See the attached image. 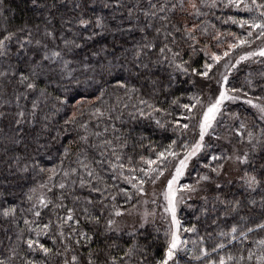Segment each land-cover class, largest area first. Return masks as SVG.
<instances>
[{"label": "snow or ice", "instance_id": "snow-or-ice-1", "mask_svg": "<svg viewBox=\"0 0 264 264\" xmlns=\"http://www.w3.org/2000/svg\"><path fill=\"white\" fill-rule=\"evenodd\" d=\"M86 2L94 4L95 0ZM33 3L47 8L48 14L38 23L12 27L10 18L4 15L5 0H0V17H3V23H0V65H7L0 67V121L8 120L7 131L0 126V148L5 157L3 162L9 170L15 168L21 174L31 172L34 178L44 177L25 193L29 205L27 208L9 205L0 213L5 221L16 226V243L8 246L10 254L0 258V264H49L53 257H63L61 264H182V252L190 254L192 259L202 261L203 264H247L253 259L257 264H264V238L253 241L251 235L258 231L264 232V104L254 103L253 98L246 101L259 112V131H255L254 127L249 128L242 121L239 127H232L228 135L218 132V127L223 125L225 101L240 99L229 92H243L242 88L227 87L226 74H222L221 80L217 81L220 84L218 96L210 99L206 106L198 95L190 97L195 103L182 105L187 110L184 119L188 122L181 124L179 120L173 119L162 123L161 120H156V124L165 130L166 125L170 124L172 131L179 132L181 137L184 130L189 129L192 121L196 120L197 139L194 142L183 140L179 145L177 140H171L168 147L157 153L155 159H147L148 167L137 168L132 162V156H127L125 162V156L116 151L117 145L111 139L91 142L86 123L80 124L85 129V134L79 136V140L88 145V148H80L74 153L71 146L64 147L59 163L52 168L46 167L40 159L42 155L49 153L52 142L59 139V131H64L61 128L56 137L51 135L54 118L68 104L69 99L74 98L70 96L74 88L78 89L82 84L87 87L97 85L99 95L96 100H101L107 92L103 85L111 86L110 81L104 79L107 76L114 78L115 87L124 89L126 94L138 92L137 86L128 78L118 75L120 71H127L137 79L148 80L154 91L170 89L176 70L185 75L211 79L209 73L213 63L205 62L203 71L192 65V58L196 53L203 51L208 55L207 44L203 48H197L202 43L200 36L208 33V28L202 27L206 22L200 19L208 15L205 9L210 11L223 5L237 9L243 7L249 13L257 11L258 17L229 19L238 23L241 28L247 25V37L253 35L252 29H259L257 38H260L264 37V0H250V3L245 0H226V3L225 0H146V7L142 0H135L130 6L125 0H112L114 10H124L121 19L117 20L115 15L111 17V20L117 21L115 24L106 22L103 16H86L81 12L74 17L62 15L59 27L54 23L55 16L52 12L57 8L56 0H52L50 5L47 0H33ZM109 6L107 2L104 4V7ZM74 7L79 9L82 5L75 3ZM178 12L182 14L181 19L176 18ZM133 32H139L140 39L132 49L120 44L121 52L117 54L114 42L111 53L107 47L92 53L99 57L100 52H104L106 56L111 55L112 59H105L102 63L98 60L93 65L79 54L78 50L85 49L88 42L97 36ZM232 35L235 36V33ZM214 38L218 39V35ZM236 40L237 43L230 44V48L249 43L246 37H236ZM184 46L188 50V59H184ZM129 51L132 53L131 60L127 56ZM223 55L227 56L228 53ZM253 55L254 52H247L236 63ZM259 55L264 56V48L259 50ZM220 59L221 56L216 52L211 53L213 62ZM163 65L173 69L167 73L166 80L161 73ZM224 67L227 69L229 64L226 63ZM192 83L195 84V80ZM248 84L253 88L259 87L264 93V83L257 85L249 80ZM53 85L60 95L53 96L49 92ZM49 99L55 103L50 106L49 111L39 115L42 104L49 107ZM255 99H264V96H257ZM28 101L30 107L25 103ZM76 103L83 107L82 101L77 100ZM139 103L153 111H167L156 108L144 99ZM198 104L202 105L199 113L194 111ZM11 105L15 106V110L9 112ZM136 110L141 116L145 115L143 108ZM95 112L103 115L100 108H95ZM218 116L221 117L220 120L217 119ZM76 122L77 111H72L71 116L64 120V125H75ZM113 128L115 129L114 125ZM104 131L107 132V128ZM232 133L237 137L235 143L231 138ZM93 134L101 136L99 132ZM220 140H226L231 148L225 150L221 147L220 151H216L213 142ZM118 147H127V141H122ZM88 149H95L96 152L89 156ZM72 155L76 156L75 161L65 167V160ZM139 159L144 161L145 157L140 156ZM194 160L206 171L199 174L195 183L180 184V178L186 174ZM72 163L76 166L73 167ZM169 165L174 171L167 178L163 195L167 202L164 211L171 215V227L165 232L166 246L163 248V255H152L149 258V247L139 237L142 235L141 230L147 229L149 217L153 213L145 210L131 227L123 224V218L130 216L132 209L141 201L148 203L145 199L148 195L145 185L156 184ZM138 172L143 175H137ZM57 177L60 179L57 180ZM121 179L131 185L132 191L113 183ZM233 180H238L243 189L239 195L224 191ZM257 192L260 193L259 200L253 196ZM193 195H200L206 202L211 196L213 211H216V203L222 206V211L217 214L213 223H217L221 215L226 221H231L227 231L219 232L225 240L216 243L211 249H188V241L181 238L178 206ZM121 198L124 205L131 207L121 205ZM134 199H137V204L132 203ZM68 200L71 201V206L66 203ZM18 211L24 214L19 219ZM208 211L207 207L202 209L205 215ZM45 213L46 220L42 219ZM19 220L23 221L25 228L19 227ZM82 221L90 225V228L85 229ZM183 231L194 232L196 225L186 227ZM125 234L129 240L121 247L118 241ZM207 235L210 237L212 233ZM41 237L51 239L53 246H47L41 241ZM7 239L11 241L12 237ZM199 239L204 241L203 236ZM233 242H239L244 248L235 254H219ZM246 242L254 244L255 250ZM81 248L87 249L86 256L80 251ZM113 248L120 249L121 254H113ZM36 253H40L41 258H36ZM68 253H71L70 259ZM211 253H217L218 259L213 258Z\"/></svg>", "mask_w": 264, "mask_h": 264}, {"label": "trees", "instance_id": "trees-1", "mask_svg": "<svg viewBox=\"0 0 264 264\" xmlns=\"http://www.w3.org/2000/svg\"><path fill=\"white\" fill-rule=\"evenodd\" d=\"M106 2L110 4L109 7H104ZM134 2L135 0H125V3L129 6ZM245 2L250 3V0H245ZM47 3L50 5L52 0H47ZM75 3H80L82 8H75ZM56 4L57 8L53 9L52 12L55 16L54 23L57 27H59L60 17L62 15L65 17H74L83 12L86 16H103L106 18V22L115 24L117 21L111 20V17L115 15L117 20H119L121 19V13L124 12L123 9L114 10L112 0H95L94 4H88L86 0H56ZM142 4L146 7V0H142ZM3 8L6 10L4 15L10 18V25L12 27L21 26L26 23H38L48 14L47 8H42L38 4H34L33 0H5ZM205 11L208 12V15L200 19L206 22L202 27L206 26L208 28V33L200 36L202 43L198 44L197 48H203L204 45L207 44L208 55H205L203 51L196 53L192 58V65L200 71H203L205 62L213 63V68L209 73V76L212 77L211 79L201 76L185 75L179 70H176L175 79L170 89H156L154 91L148 80L142 78L137 79L131 76L127 71H120L118 75L122 78H128L132 84L137 86L139 89L138 92L126 94L124 89L115 87L116 82L114 78H109L107 76H105L104 79H108L111 86L103 85L107 88V92L101 100H96V96L99 95V92L96 91L97 85L87 87L82 84L78 89L74 88L70 93V96L74 98H70L68 104L62 108L59 114L54 118L51 135L56 137L58 130L61 128H64V131H59V139L52 142L49 153L40 157L44 165L48 168L55 167L63 155L64 147L71 146L74 153L80 148H88V145L83 144L79 140V136L85 134V129L81 128L80 124L86 123L88 125L87 134L91 142L98 143L103 139H111L114 141V144L117 145L116 151L125 156V162H127V156H132V162L137 168L141 166L148 167L146 163L147 159H155L157 153L168 147L171 140H177V145H179L183 140L194 142V140L197 139L198 128L196 127V120L192 121L189 129L184 130V135L182 137L179 132L174 133L172 131V126L170 124L166 125L165 130V128H161L156 124V120L159 119L162 123L172 121L173 119L179 120L181 124L188 122L184 119V116L187 115V110L184 109L182 105L185 103H195L190 97L198 95L203 100L204 106H206L210 99H215V97L218 96L220 84H218L217 81L221 80L222 74L228 75L227 87L229 89L231 87H236L237 89L242 88L243 92H230L232 95L239 96L240 99L228 102L225 105L224 116L222 117L223 125L218 127V132L222 135H228L230 129L232 127H239L242 121L245 122L249 128L254 127L255 131H259L261 125L259 113L256 108L249 105L246 101L248 98H253L254 103L264 104V99H255L257 96H264V93L261 92L259 87L253 88L248 84L249 80L257 85L264 83V56L258 53L261 48H264V37L257 38L259 29H252L253 35L247 37V32L249 30L248 26L245 25L244 28H241L238 23H233L232 20L229 19V17H236L237 20L250 19L252 16L258 17V12L253 11L249 13L243 9V7L237 9L235 7H225L223 5L210 11L205 9ZM181 17L182 14L178 12L176 18L181 19ZM0 23H3V17H0ZM213 25L214 27H212ZM233 33H235V36L232 35ZM68 35H71V33H68ZM217 35L218 39L214 38L217 37ZM236 37H246L249 43L242 45L238 44L237 47L230 48V44L237 43ZM139 39V32H133L131 34L117 33L115 35L105 33L102 36L95 37L92 41L88 42L85 49L78 51L81 57H86L88 61L95 65L98 60L102 63L105 59H112V56H106L104 52H100V56L96 57L92 54L94 51H99L102 47H107L108 52L111 53L113 51V43L115 42V51L117 54H120V44H123L126 48L132 49L134 43ZM184 47V59H188V50L186 46ZM212 52H216L221 56L218 62H213L211 60ZM225 52L228 53L227 56L223 55ZM247 52H254L255 55L247 57V59L241 60L239 64H237L236 61L239 60L240 56ZM127 56L128 59L131 60V51L127 53ZM226 63L229 64L227 69L224 67ZM233 65L235 66L233 67ZM0 67H7V65H0ZM77 67H79V65H77ZM172 71L173 69L168 68L166 65L161 67V73L165 80L167 79V73ZM81 79H83V77H81ZM97 80H100V77H97ZM193 80H195V84L192 83ZM49 92H51L53 96L60 95V92L55 91V85L49 88ZM245 93H247V95H245ZM9 98H11V96H9ZM141 99L146 100L149 104H153L156 108L166 109L167 111H153L146 105H141L139 103ZM77 100L83 102V107L77 105ZM174 100L177 102L173 103ZM25 103L30 107V101ZM53 103H55V101L49 99V107H44L42 104V111L39 115H43L44 112L49 111ZM125 105H127V107H125ZM95 108H100L103 115L101 116L99 113H96ZM137 108H143L145 115L141 116L136 110ZM14 110V105L9 106V112ZM201 110L202 105L198 104L194 111L199 113ZM72 111H77V122L75 125L65 126L64 120L71 116ZM109 117H111V119ZM220 119L221 117H218V120ZM7 124L8 120L0 121V126H3L5 131H7ZM105 128H107V132L104 131ZM95 132L101 133V136L96 137L93 134ZM116 137H120L121 139L117 140ZM178 137H180V139H177ZM231 138L233 143H235L237 139L235 133H232ZM124 140L127 141V147H118ZM221 147L225 150L231 148L226 140L213 142V148L216 151H220ZM238 147L242 146L238 145ZM95 152V149H88L89 156ZM140 156H144L145 160L141 161L139 159ZM109 158L114 159V157ZM4 159L3 150L0 148V213H2L3 208L9 205H15L17 208L22 205L27 208L29 205L26 201L25 193L28 192L30 187L44 178L42 176H35L34 178V174L31 172L21 174L17 172L15 168L9 170L7 164L3 162ZM75 159V155L70 156L64 162L65 167H67L70 162H74ZM72 166L75 167V163H72ZM152 167H156V165H152ZM172 171H174V169L169 165L168 170L164 172V175L161 176L156 184L147 183L145 188L148 195L145 199L148 200V203L144 204L141 201L137 204V199H140L137 197V199L132 201L133 204H137V207L132 209V214L130 216H126V218L123 219V224L131 227L145 210L153 213V215L149 217L150 223L147 229H142V235L139 237L140 241L146 243L149 247L151 254L149 258H151L152 255L157 257L162 256L163 248L166 246L165 232L170 229V213L164 211L166 202L163 196V189ZM204 171H206V169H204L201 164H196L194 160L190 164L180 184L195 183L199 174H202ZM108 174L110 175V172ZM137 175L142 176L143 174L138 172ZM59 179L60 177H57V180ZM113 183H117L121 188L132 191L131 185L126 183L123 179L113 181ZM86 191L85 189V193ZM224 191L239 195L243 189L240 188L238 180H233V183L226 186ZM153 192H155V195H153ZM253 196L259 200L260 193H253ZM153 201H155V203H153ZM66 203L71 206L70 200L66 201ZM120 203L126 208L131 207L130 205H124L122 198L120 199ZM211 205V196H209V201L206 202L200 195H193L191 199H187L184 203L179 205L178 214L179 220L181 221L182 239L188 241V249L194 247L197 250L201 247H208L211 249L216 243L225 240L224 237L219 235V232L221 230L227 231L231 221H226L221 215L220 220L217 223H213L217 214L222 211V206L216 203V211H213ZM205 207L209 209L207 215L202 213V209ZM22 215L24 214L18 211L17 218L19 219ZM42 219H47V213H45ZM82 224L85 229L90 228V225L83 221ZM192 225H196V231H183L184 228ZM19 227L25 228L22 220H19ZM5 229H8V231L6 232ZM207 233H212V235L209 237ZM25 234L27 235V233ZM251 235L253 241L264 238V232L258 231ZM9 236L12 237L11 241L7 239ZM15 236L16 226L5 221L2 214H0V258H4L10 254L7 248L10 244L15 245ZM201 236L204 237L203 242L199 239ZM128 240L129 237L125 234L122 235L118 243L123 247V243ZM41 241L49 247L53 246L51 239L47 237H41ZM250 246L255 250L254 244L250 243ZM95 247L96 245L94 244L93 248ZM243 248L244 245H241L239 242H233V244H228L227 248L221 250L219 254L225 255L228 252L235 254ZM61 251H63V248H61ZM80 251L86 256L87 249L81 248ZM111 251L117 256L121 254V250L117 248H113ZM180 255L182 264H203L202 261L192 259L190 254L182 252ZM211 256L218 259L217 253H211ZM70 257L71 253H68V258L70 259ZM36 258H41V254L36 253ZM101 258H103V254H101ZM62 260L63 257H53L49 261V264H61ZM247 264H257V262L253 259L247 262Z\"/></svg>", "mask_w": 264, "mask_h": 264}, {"label": "rangeland", "instance_id": "rangeland-1", "mask_svg": "<svg viewBox=\"0 0 264 264\" xmlns=\"http://www.w3.org/2000/svg\"><path fill=\"white\" fill-rule=\"evenodd\" d=\"M259 53V52H258ZM229 94L230 95H232L230 92H229ZM232 101H235V100H232ZM232 101H225V104H224V107H225V105L228 103V102H232ZM257 110V109H256ZM257 112H258V110H257ZM259 113V112H258ZM219 117V116H218ZM218 117H217V119H218ZM191 164V163H190ZM190 166V165H189ZM189 168V167H188ZM188 170V169H187ZM187 170H186V172H187ZM186 175V174H185ZM185 175L183 176V177H181L180 178V181H179V183L181 182V180L185 177ZM167 183V182H166ZM165 188H166V184H165V186H164V189H163V193H164V190H165ZM164 196V195H163ZM166 202V201H165ZM166 204H167V202H166ZM178 210H179V206H178ZM170 215V214H169ZM177 217H178V219H179V214H178V211H177ZM126 218V217H125ZM125 218H123V219H125ZM170 223H169V226L171 227V215H170ZM180 235H181V238H182V232L180 231Z\"/></svg>", "mask_w": 264, "mask_h": 264}]
</instances>
